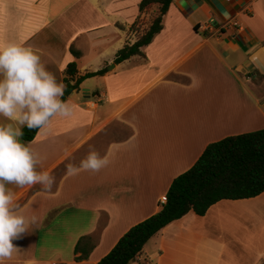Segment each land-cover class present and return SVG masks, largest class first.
I'll use <instances>...</instances> for the list:
<instances>
[{
    "label": "crops",
    "instance_id": "0c3cea01",
    "mask_svg": "<svg viewBox=\"0 0 264 264\" xmlns=\"http://www.w3.org/2000/svg\"><path fill=\"white\" fill-rule=\"evenodd\" d=\"M141 2L0 0V42L34 50L58 82L71 63L80 75L107 70L68 98L70 118H53L30 144L43 158L38 171L55 178L51 192L7 185L39 226L13 240L19 250L3 264H98L160 212L174 180L209 145L264 130V0H175L144 56L116 64L142 34L131 31ZM211 20L215 27L202 31ZM90 146L109 164L65 175V164L79 165ZM86 236L96 247L77 262ZM132 264H264V194L221 201L204 217L189 213Z\"/></svg>",
    "mask_w": 264,
    "mask_h": 264
},
{
    "label": "trees",
    "instance_id": "16d2710c",
    "mask_svg": "<svg viewBox=\"0 0 264 264\" xmlns=\"http://www.w3.org/2000/svg\"><path fill=\"white\" fill-rule=\"evenodd\" d=\"M175 0H142L140 16L132 25L131 31L139 33L147 25L143 15L151 16V23L145 27L138 41L127 44L115 59L116 64L143 57V49L148 47L163 30V19ZM142 20V22H140ZM142 25V26H141ZM197 30V29H196ZM79 59L80 53L72 49ZM106 69L80 75L77 64L71 63L65 70L66 90L63 100L76 91L88 79L102 76ZM38 129L23 130V140L33 142ZM264 194V130L226 138L207 147L197 163L188 172L174 180L161 205L158 214L130 229L113 250L98 264H132L137 261L145 246L163 229L194 212L204 217L210 208L221 201H239L257 198ZM96 247L94 237H83L77 244V262H84Z\"/></svg>",
    "mask_w": 264,
    "mask_h": 264
},
{
    "label": "clouds",
    "instance_id": "9594fccd",
    "mask_svg": "<svg viewBox=\"0 0 264 264\" xmlns=\"http://www.w3.org/2000/svg\"><path fill=\"white\" fill-rule=\"evenodd\" d=\"M66 85L47 70L41 56L17 42H0V264L19 250L13 240L28 232L30 225L39 226L38 218L22 214V206L7 185L19 188L41 185V191L51 192L55 178L47 171H38L43 158L22 141L27 127L40 132L50 128L55 117L70 118L74 105L63 100ZM109 164L107 155L90 146L79 165L65 164V175L80 171L99 172Z\"/></svg>",
    "mask_w": 264,
    "mask_h": 264
},
{
    "label": "built area",
    "instance_id": "2783aa9c",
    "mask_svg": "<svg viewBox=\"0 0 264 264\" xmlns=\"http://www.w3.org/2000/svg\"><path fill=\"white\" fill-rule=\"evenodd\" d=\"M234 26H237V24H234ZM215 27V21L211 20L210 23L201 25L200 29L204 32H210ZM161 205H165L167 203V197H163L161 199Z\"/></svg>",
    "mask_w": 264,
    "mask_h": 264
},
{
    "label": "rangeland",
    "instance_id": "374dc122",
    "mask_svg": "<svg viewBox=\"0 0 264 264\" xmlns=\"http://www.w3.org/2000/svg\"><path fill=\"white\" fill-rule=\"evenodd\" d=\"M134 1H135V0H134ZM151 13L153 14L154 11L151 12ZM152 16H153V15H152ZM151 19H152V18L150 17L149 20H147V19L145 20V22L147 23V25H150V23H151ZM147 21H148L149 23H148ZM140 22H142V20H141ZM141 26H142V25H141ZM147 27H148V26H147ZM147 27H146V28H147ZM143 29L145 30V27H144ZM144 30H143V31H144ZM143 31H141V32L143 33ZM141 32H140V33H141Z\"/></svg>",
    "mask_w": 264,
    "mask_h": 264
},
{
    "label": "water",
    "instance_id": "95a60500",
    "mask_svg": "<svg viewBox=\"0 0 264 264\" xmlns=\"http://www.w3.org/2000/svg\"><path fill=\"white\" fill-rule=\"evenodd\" d=\"M112 68H114V65H112L109 69L111 70Z\"/></svg>",
    "mask_w": 264,
    "mask_h": 264
}]
</instances>
